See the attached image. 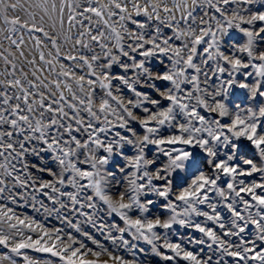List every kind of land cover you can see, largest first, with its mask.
I'll use <instances>...</instances> for the list:
<instances>
[{
	"label": "snow or ice",
	"instance_id": "obj_1",
	"mask_svg": "<svg viewBox=\"0 0 264 264\" xmlns=\"http://www.w3.org/2000/svg\"><path fill=\"white\" fill-rule=\"evenodd\" d=\"M0 264H264V0H0Z\"/></svg>",
	"mask_w": 264,
	"mask_h": 264
},
{
	"label": "rangeland",
	"instance_id": "obj_2",
	"mask_svg": "<svg viewBox=\"0 0 264 264\" xmlns=\"http://www.w3.org/2000/svg\"><path fill=\"white\" fill-rule=\"evenodd\" d=\"M23 211H27V212H29V214H33L32 213V210L31 209H29V208H24V209H22ZM36 215H38V217H39V214H36ZM53 223H55V221H53ZM36 255H38V256H44L45 254H36Z\"/></svg>",
	"mask_w": 264,
	"mask_h": 264
}]
</instances>
